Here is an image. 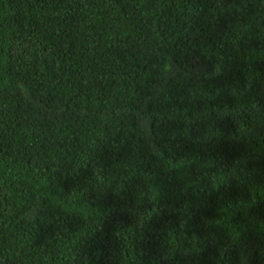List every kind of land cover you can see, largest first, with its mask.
Here are the masks:
<instances>
[{
    "label": "trees",
    "instance_id": "trees-1",
    "mask_svg": "<svg viewBox=\"0 0 264 264\" xmlns=\"http://www.w3.org/2000/svg\"><path fill=\"white\" fill-rule=\"evenodd\" d=\"M0 264H264V0H0Z\"/></svg>",
    "mask_w": 264,
    "mask_h": 264
}]
</instances>
